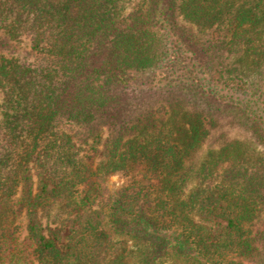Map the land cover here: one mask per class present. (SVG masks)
<instances>
[{
  "label": "trees",
  "instance_id": "1",
  "mask_svg": "<svg viewBox=\"0 0 264 264\" xmlns=\"http://www.w3.org/2000/svg\"><path fill=\"white\" fill-rule=\"evenodd\" d=\"M0 264H264V0H0Z\"/></svg>",
  "mask_w": 264,
  "mask_h": 264
},
{
  "label": "rangeland",
  "instance_id": "2",
  "mask_svg": "<svg viewBox=\"0 0 264 264\" xmlns=\"http://www.w3.org/2000/svg\"><path fill=\"white\" fill-rule=\"evenodd\" d=\"M205 148L206 147H204L203 151L205 150ZM121 183H122V179L118 175H113L108 180V186L112 189L119 187ZM65 210L67 211L65 206L59 205L55 208L54 213L58 214L57 212H59L62 217H65V212H64ZM53 227H55V224L51 223L50 228H53ZM61 228H62V236L64 237L68 233L69 224H66L65 226Z\"/></svg>",
  "mask_w": 264,
  "mask_h": 264
}]
</instances>
